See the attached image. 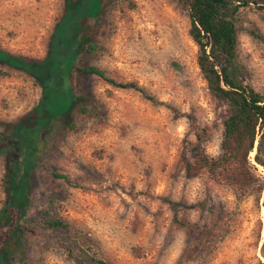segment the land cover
Listing matches in <instances>:
<instances>
[{
    "label": "rangeland",
    "instance_id": "obj_1",
    "mask_svg": "<svg viewBox=\"0 0 264 264\" xmlns=\"http://www.w3.org/2000/svg\"><path fill=\"white\" fill-rule=\"evenodd\" d=\"M61 11L62 0H0V48L42 59ZM90 25L95 49L80 52L77 64L133 82L155 102L94 76L74 77L87 111H73L69 126L55 124L46 137L10 264L264 263V184L256 209L205 171L187 177L180 164L182 155L192 160V147L219 155L224 115L199 75L186 14L175 0H105ZM236 58L240 80L264 96V11L241 15ZM39 96L25 74L0 65V208L4 159L16 153L5 125ZM254 167L264 181V168ZM42 211L66 230L44 229Z\"/></svg>",
    "mask_w": 264,
    "mask_h": 264
},
{
    "label": "trees",
    "instance_id": "obj_2",
    "mask_svg": "<svg viewBox=\"0 0 264 264\" xmlns=\"http://www.w3.org/2000/svg\"><path fill=\"white\" fill-rule=\"evenodd\" d=\"M175 1L188 19L187 35L196 47L195 64L199 75L208 93L224 108L219 155L209 158L199 148L192 147V160L182 155L181 167L187 177L205 171L209 178L232 188L238 197L252 198L258 209L264 181L255 173L254 165L264 168V96L240 80L236 47L241 15L264 11V7L261 0ZM104 2L62 0L61 14L52 27L42 59H27L0 48V65L25 74L40 89L36 105L14 123L5 125L9 140L16 143V153L12 157L5 156L2 170L0 264H10L11 257L21 249L34 166L45 147L46 137L55 124L69 126L73 111L80 114L87 111L89 100L74 93V77L94 76L155 102L133 82L116 83L96 67L77 64L80 52L95 49L91 44L95 28L90 21L99 16ZM248 33L258 38L252 31ZM252 150L253 164L248 158ZM40 219L46 230L65 231L67 228L47 211L41 212ZM259 255L264 260V239ZM94 263L109 264L100 259H95Z\"/></svg>",
    "mask_w": 264,
    "mask_h": 264
},
{
    "label": "bare ground",
    "instance_id": "obj_3",
    "mask_svg": "<svg viewBox=\"0 0 264 264\" xmlns=\"http://www.w3.org/2000/svg\"><path fill=\"white\" fill-rule=\"evenodd\" d=\"M252 155V154H251ZM254 155V154H253Z\"/></svg>",
    "mask_w": 264,
    "mask_h": 264
}]
</instances>
